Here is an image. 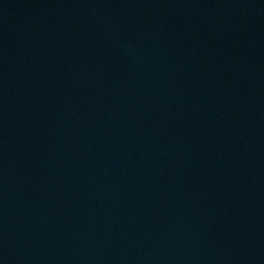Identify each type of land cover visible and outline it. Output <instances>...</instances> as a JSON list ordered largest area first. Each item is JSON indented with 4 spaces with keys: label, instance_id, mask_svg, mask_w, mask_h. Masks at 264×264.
Wrapping results in <instances>:
<instances>
[{
    "label": "water",
    "instance_id": "95a60500",
    "mask_svg": "<svg viewBox=\"0 0 264 264\" xmlns=\"http://www.w3.org/2000/svg\"><path fill=\"white\" fill-rule=\"evenodd\" d=\"M0 264H264V0H0Z\"/></svg>",
    "mask_w": 264,
    "mask_h": 264
}]
</instances>
